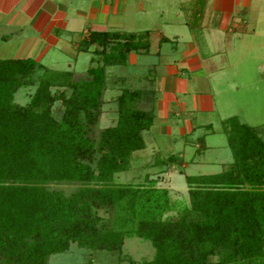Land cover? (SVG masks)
<instances>
[{
  "label": "trees",
  "instance_id": "obj_1",
  "mask_svg": "<svg viewBox=\"0 0 264 264\" xmlns=\"http://www.w3.org/2000/svg\"><path fill=\"white\" fill-rule=\"evenodd\" d=\"M204 4L193 1L185 21L190 29ZM148 37L149 30L88 31L75 47L90 53L82 73L47 70L30 57L0 59V264H46L70 243L118 254L129 236L153 248L152 258L139 264H208L209 256L216 264H264V134L258 127L226 119L231 161L214 174L184 176L189 207L175 219L160 217L167 191L152 179L135 186L113 181L144 147L153 91L122 88L114 124L94 136L104 68L124 64L131 52L147 53ZM35 68L42 71L33 80ZM33 83L28 102L14 103L15 90ZM56 101L62 105L57 118ZM157 155L154 165L164 172L175 157ZM52 183L76 186L65 193Z\"/></svg>",
  "mask_w": 264,
  "mask_h": 264
},
{
  "label": "rangeland",
  "instance_id": "obj_2",
  "mask_svg": "<svg viewBox=\"0 0 264 264\" xmlns=\"http://www.w3.org/2000/svg\"><path fill=\"white\" fill-rule=\"evenodd\" d=\"M193 1L121 0L117 13H111L97 24L98 30H149V37L147 53L131 52L124 64L104 68V89L93 128L94 136L101 128L114 124L115 97L122 88L152 90L157 82L151 83L153 75L161 73L167 62L173 60L175 63V59L179 60L187 54L189 43L195 45L192 54L200 60L204 79L200 88L211 96L213 108L209 112L190 113L187 118L193 116L191 123L202 126L183 137L176 132L168 136L143 131L144 147L131 154L125 171L113 176L116 183L134 186L144 184L145 178H148L154 181V187L166 189L167 208L160 214L163 219L180 217L189 207L184 176L214 174L222 171L231 161L225 131L229 123H226V119L233 117L238 122L258 127L264 134V0H249L248 4L235 5L231 13H240L245 24L239 22L238 14L234 22L240 26L242 24V29L239 31L236 28L231 32L217 28L214 15L217 12L212 8L211 0L205 3L203 20H198L194 30L190 29L191 26L185 21H191ZM159 34L168 40L158 42ZM64 46L57 43L46 49L39 62L47 70L82 73L89 64L90 53L77 52ZM14 47L12 43L0 44V59L14 57ZM41 71L35 68L32 79ZM34 87L35 83L17 88L12 96L13 102L25 105ZM58 90L56 87L50 88L53 93ZM144 103H140L141 107H145ZM51 109L57 118L62 105L56 101ZM206 124L209 126H203ZM155 150H159V156ZM170 153L175 157L174 166L166 173H158L154 165L156 155L163 158ZM50 186L67 193L76 185L52 183ZM153 252L148 240L129 236L123 239L118 254L70 243L66 250L49 255L46 264H139L150 260ZM215 261V256L208 257V264H216Z\"/></svg>",
  "mask_w": 264,
  "mask_h": 264
},
{
  "label": "crops",
  "instance_id": "obj_3",
  "mask_svg": "<svg viewBox=\"0 0 264 264\" xmlns=\"http://www.w3.org/2000/svg\"><path fill=\"white\" fill-rule=\"evenodd\" d=\"M120 1L0 0V44H15V56L12 58H32L36 55L32 59L38 62L43 52L57 43L75 50L77 43L86 36L88 31L98 30L97 24L102 23L111 13H117ZM248 1L211 0L210 3L215 11L212 10L217 12L214 13L217 28L229 32L237 28L240 31L245 24L243 16H240V13L234 15L231 12L238 3L248 4ZM204 9L205 4L200 16L201 20H203ZM238 14L239 22L243 23L241 26L234 22ZM160 36L163 35L159 34L158 38ZM163 37L168 40L166 36ZM187 48V54L185 53L179 60L175 59V63L173 60L167 62L165 69L153 75L151 79V83L157 80L155 87L152 86L154 118L146 132L168 136L176 132L178 136L183 137L186 133L193 132L196 127L202 126L191 123L193 116L187 118L190 113L209 112L213 108L211 96L206 91L202 92L200 88L204 79L200 60L197 55L192 54L196 49L195 45L193 42L189 43ZM35 51L38 52L35 54ZM203 126L208 127L209 124ZM200 146L201 144L198 145ZM158 151L155 150L159 153ZM172 166L174 162L164 172L166 173ZM159 173L162 174V172Z\"/></svg>",
  "mask_w": 264,
  "mask_h": 264
}]
</instances>
